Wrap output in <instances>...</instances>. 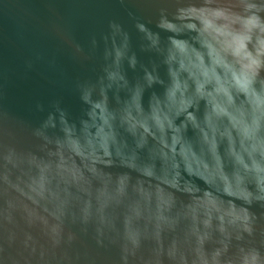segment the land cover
Instances as JSON below:
<instances>
[{
    "label": "water",
    "instance_id": "1",
    "mask_svg": "<svg viewBox=\"0 0 264 264\" xmlns=\"http://www.w3.org/2000/svg\"><path fill=\"white\" fill-rule=\"evenodd\" d=\"M234 2L0 0V264H264V183L166 163L226 148L224 73L264 74Z\"/></svg>",
    "mask_w": 264,
    "mask_h": 264
},
{
    "label": "clouds",
    "instance_id": "2",
    "mask_svg": "<svg viewBox=\"0 0 264 264\" xmlns=\"http://www.w3.org/2000/svg\"><path fill=\"white\" fill-rule=\"evenodd\" d=\"M238 6V0L228 5L230 9ZM138 27L143 30L145 26L140 24ZM259 55L264 57V53ZM241 71L247 73L248 69L242 68L239 63H233L232 70L224 73L223 83L231 90V99H225L222 95L219 97L220 101L225 104L226 113L231 114L219 120L220 127L231 126L226 148L223 144L216 145L215 134H213L211 150L207 147L209 143L207 134L204 136V142L196 144L192 152H186L183 145L177 147L173 144L170 150L171 155L166 159V163L173 171L195 168L196 171L203 170L208 173L211 164L221 171L234 173L238 179H252L258 184L264 183V180L260 179L264 177V74L258 72L255 79L247 81L241 89L232 75L233 72L239 74ZM86 82V80L75 82L77 93L79 86ZM39 107L41 106L38 105ZM52 107L61 108L60 102L55 101ZM212 111L215 112L214 106ZM141 128L143 132L150 133L148 127L141 125ZM156 128L158 134L163 136V128L159 125ZM196 153H199V157ZM104 155L107 156L108 153L105 152ZM118 164L119 161H114L112 168L118 167ZM189 178L197 181L195 171ZM179 195L183 196V194Z\"/></svg>",
    "mask_w": 264,
    "mask_h": 264
}]
</instances>
